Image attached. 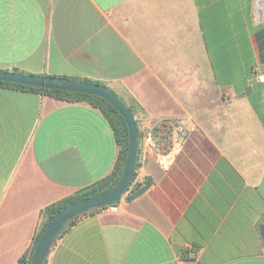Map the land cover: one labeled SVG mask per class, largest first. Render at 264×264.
<instances>
[{"label": "crops", "instance_id": "1", "mask_svg": "<svg viewBox=\"0 0 264 264\" xmlns=\"http://www.w3.org/2000/svg\"><path fill=\"white\" fill-rule=\"evenodd\" d=\"M264 0H0V70L99 82L133 115L151 186L76 217L44 264H264ZM166 119L195 132L154 153ZM118 146L85 101L0 87V264L42 211L106 177Z\"/></svg>", "mask_w": 264, "mask_h": 264}, {"label": "water", "instance_id": "2", "mask_svg": "<svg viewBox=\"0 0 264 264\" xmlns=\"http://www.w3.org/2000/svg\"><path fill=\"white\" fill-rule=\"evenodd\" d=\"M0 82L101 97L111 104L123 118L128 131L126 158L119 181L106 192L81 199L66 206L51 219L38 239L30 260V264H44L51 245L68 222L92 210L112 206L123 195L127 194L132 179L136 176L138 127L130 109L113 92L100 84L70 80L62 77L22 74L5 70H0ZM151 184V177H146L143 185L127 194V201H131L142 195ZM260 234L264 241V224L260 227Z\"/></svg>", "mask_w": 264, "mask_h": 264}, {"label": "trees", "instance_id": "3", "mask_svg": "<svg viewBox=\"0 0 264 264\" xmlns=\"http://www.w3.org/2000/svg\"><path fill=\"white\" fill-rule=\"evenodd\" d=\"M12 72H18V73L25 74L17 70H12ZM62 78L102 85L99 82L90 81L88 79H81V78H75V77H62ZM0 87L12 88V89H17L20 91H27V92H36V93L51 96L55 99L65 101V102L85 101L89 103L90 105H92L93 107L100 110L104 118L107 120L109 126L111 127L113 135H114V139L118 146L117 158L114 162L112 170L106 177L94 183L92 186L82 191H79L74 196L68 197L59 202L53 203L52 205H49L42 211V222L34 238L33 245L30 249V252L28 253L27 256L23 257L19 262V264H30L33 249L38 239L40 238L43 230L45 229L47 224L51 221V219L61 209L81 199L106 192L117 184V182L120 179L123 166L125 163L127 146H128V131H127V127H126V124L123 118L119 115V113L115 110V108L111 104H109L107 101H105L101 97L80 94V93H71V92H66V91H61V90H46V89L22 86V85L11 84V83H6V82H0ZM128 108L133 113V109L131 107H128ZM139 137H140V134L138 133V140H139ZM72 221L68 222L66 226L71 224Z\"/></svg>", "mask_w": 264, "mask_h": 264}, {"label": "built area", "instance_id": "4", "mask_svg": "<svg viewBox=\"0 0 264 264\" xmlns=\"http://www.w3.org/2000/svg\"><path fill=\"white\" fill-rule=\"evenodd\" d=\"M258 4L262 5L264 2L260 1ZM254 78L257 82L264 84V73L258 74L254 72ZM194 132V127L186 126L181 120L166 119L158 122L155 127L149 130L146 139L150 143L154 153L163 154L172 150L175 146L184 144ZM140 186V183L134 177L127 194L135 191ZM109 207L111 210H117V207L114 205Z\"/></svg>", "mask_w": 264, "mask_h": 264}]
</instances>
